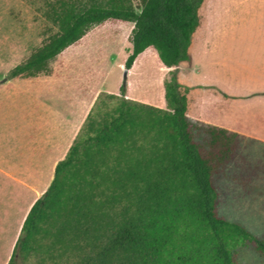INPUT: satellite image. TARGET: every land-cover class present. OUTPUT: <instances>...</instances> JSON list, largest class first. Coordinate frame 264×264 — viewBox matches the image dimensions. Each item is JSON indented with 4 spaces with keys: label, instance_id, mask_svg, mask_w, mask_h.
I'll list each match as a JSON object with an SVG mask.
<instances>
[{
    "label": "trees",
    "instance_id": "obj_1",
    "mask_svg": "<svg viewBox=\"0 0 264 264\" xmlns=\"http://www.w3.org/2000/svg\"><path fill=\"white\" fill-rule=\"evenodd\" d=\"M59 2L57 27L10 78H30L106 22L132 23L124 68L153 49L171 69L165 109L124 99L88 115L56 164L48 189L29 209L8 264L31 255L74 264H235L236 250L264 257V240L218 214L219 184L241 157L242 135L186 117V88L174 75L189 59L204 0ZM116 98L115 95H107Z\"/></svg>",
    "mask_w": 264,
    "mask_h": 264
},
{
    "label": "rangeland",
    "instance_id": "obj_2",
    "mask_svg": "<svg viewBox=\"0 0 264 264\" xmlns=\"http://www.w3.org/2000/svg\"><path fill=\"white\" fill-rule=\"evenodd\" d=\"M61 1L87 4L0 0V82H7L10 70L57 32L46 12ZM132 4L139 12V0ZM198 16L189 59L174 73L187 89L186 117L192 118L196 103L212 92L224 98L229 108L222 126L242 135V148L237 166L220 181L218 214L264 240V0H204ZM132 28V23L116 21L94 26L48 63L47 71L64 72V82L70 81L71 101L80 99L75 114L89 103L88 115L110 111L121 98V86L128 102L165 109L163 83L171 69L161 64L153 49L141 53L124 77ZM58 81L61 87L62 78ZM85 123L86 119L82 128ZM40 256L31 255L23 264H74L64 259L41 261ZM235 264H264V257L250 247H239Z\"/></svg>",
    "mask_w": 264,
    "mask_h": 264
},
{
    "label": "crops",
    "instance_id": "obj_3",
    "mask_svg": "<svg viewBox=\"0 0 264 264\" xmlns=\"http://www.w3.org/2000/svg\"><path fill=\"white\" fill-rule=\"evenodd\" d=\"M64 75L46 70L0 82V264H8L29 209L48 189L92 107L75 114L80 99L71 101ZM211 94L196 103L190 120L223 127L229 106Z\"/></svg>",
    "mask_w": 264,
    "mask_h": 264
},
{
    "label": "water",
    "instance_id": "obj_4",
    "mask_svg": "<svg viewBox=\"0 0 264 264\" xmlns=\"http://www.w3.org/2000/svg\"><path fill=\"white\" fill-rule=\"evenodd\" d=\"M127 73H128V70L124 69V77H126Z\"/></svg>",
    "mask_w": 264,
    "mask_h": 264
}]
</instances>
